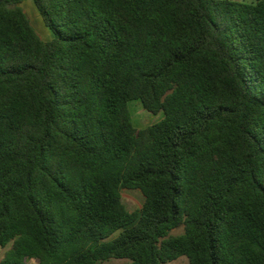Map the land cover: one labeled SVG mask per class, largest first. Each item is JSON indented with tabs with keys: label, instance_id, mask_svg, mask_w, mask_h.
<instances>
[{
	"label": "trees",
	"instance_id": "16d2710c",
	"mask_svg": "<svg viewBox=\"0 0 264 264\" xmlns=\"http://www.w3.org/2000/svg\"><path fill=\"white\" fill-rule=\"evenodd\" d=\"M33 1L49 41L0 0V264H264V0Z\"/></svg>",
	"mask_w": 264,
	"mask_h": 264
},
{
	"label": "rangeland",
	"instance_id": "374dc122",
	"mask_svg": "<svg viewBox=\"0 0 264 264\" xmlns=\"http://www.w3.org/2000/svg\"><path fill=\"white\" fill-rule=\"evenodd\" d=\"M234 1H240V2H247V3H255L256 0H234ZM22 7L27 12L34 28L39 33V35L45 40L49 41L53 38L52 31L46 27L44 24L42 17L36 8L33 0H23ZM128 108L133 120V123L136 128L142 129L146 128L147 126L160 121L164 114L161 112L159 114H152L145 110L143 107V104L140 100H132L128 103ZM122 202L125 205L126 209L129 211H134L137 208H140L144 203V196L140 190L137 189H122ZM184 231L183 228H179L173 232L174 235L181 234ZM10 247V245L7 248L0 249V260L5 253V251ZM131 260L129 259H109L103 262H100L99 264H129ZM168 264H189V260L186 256H182L178 258L177 260L168 263Z\"/></svg>",
	"mask_w": 264,
	"mask_h": 264
}]
</instances>
